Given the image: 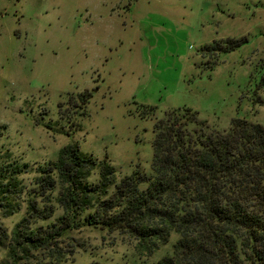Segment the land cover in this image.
I'll use <instances>...</instances> for the list:
<instances>
[{"label": "rangeland", "instance_id": "1", "mask_svg": "<svg viewBox=\"0 0 264 264\" xmlns=\"http://www.w3.org/2000/svg\"><path fill=\"white\" fill-rule=\"evenodd\" d=\"M244 37L235 51L203 52ZM262 78L264 0H0V163L29 165L20 177L22 210L0 212V229L10 236L0 241V264L45 257L31 249L10 257V239L28 201L43 206L34 193L37 170L61 149L77 144L108 160L118 182L137 171L150 176L156 119L192 109L220 131L233 119L264 126ZM83 93L92 95L87 115L76 111ZM145 107L155 116L146 117ZM98 180L95 173L90 181ZM53 205L56 215L36 227L63 214ZM178 239L173 234L145 257L130 235L83 225L59 247L69 264H157Z\"/></svg>", "mask_w": 264, "mask_h": 264}, {"label": "trees", "instance_id": "2", "mask_svg": "<svg viewBox=\"0 0 264 264\" xmlns=\"http://www.w3.org/2000/svg\"><path fill=\"white\" fill-rule=\"evenodd\" d=\"M247 42L246 37L229 39L203 52L229 53ZM262 79L259 89H264ZM76 98L77 113L85 115L92 95ZM144 110L146 117L156 114L155 108ZM154 133L150 176L137 171L118 182L108 160L84 154L77 144L61 149L56 162L40 166L34 193L44 204L28 201L27 215L11 235L10 257L31 249L46 254L28 264H69L59 241L84 225L130 235L145 257L178 235L173 254L157 264H264V126L233 119L229 130L220 131L198 112L183 109L156 119ZM28 172L27 164L0 163L5 216L22 210L20 177ZM95 173L99 180L91 182ZM53 201L63 214L36 227L56 215ZM9 237L0 229V241Z\"/></svg>", "mask_w": 264, "mask_h": 264}]
</instances>
